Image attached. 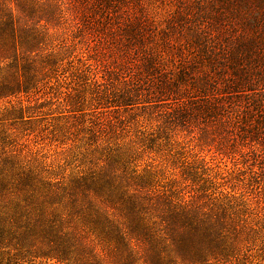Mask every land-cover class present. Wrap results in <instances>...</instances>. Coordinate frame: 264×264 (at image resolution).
<instances>
[{"label":"trees","instance_id":"16d2710c","mask_svg":"<svg viewBox=\"0 0 264 264\" xmlns=\"http://www.w3.org/2000/svg\"><path fill=\"white\" fill-rule=\"evenodd\" d=\"M249 9L233 15L242 23ZM258 15L250 35L232 36L234 49H223L225 61L211 59L216 52L207 47L208 74L194 77L180 71L176 80L154 82L111 70L106 81L124 85V93L115 95L116 88L105 86L98 97L117 107L141 100L143 106L160 107L166 122L179 125L193 118L199 142L238 137L264 144V8ZM68 16L61 0H0V264L230 261L253 241L256 219L251 215L256 213L243 194L227 191L214 167L185 146L170 153L174 143L169 139L146 138L139 130L132 138L101 118L74 132L73 124H55L52 138L67 141V135L88 133L87 139L75 137L56 163L23 154L25 144L17 146L11 125L19 123L31 134L53 114L41 113L53 104L34 96L42 90L50 89L68 113L60 111L58 117L87 113L74 94L59 99L65 64L76 83L96 76L87 67L83 78L73 65L71 58L80 48L70 39ZM77 60L84 66L82 56ZM164 140L168 156L151 158L153 150L162 151Z\"/></svg>","mask_w":264,"mask_h":264},{"label":"rangeland","instance_id":"374dc122","mask_svg":"<svg viewBox=\"0 0 264 264\" xmlns=\"http://www.w3.org/2000/svg\"><path fill=\"white\" fill-rule=\"evenodd\" d=\"M61 1L71 23L70 39L80 48L71 58L73 65L79 67L77 71H82L83 78L89 74L87 67H91L96 76L76 83L77 79L71 76V70H67L65 64V70L59 74L60 90L63 91L59 99L63 102L65 93L74 94L73 98L81 104L80 109L87 113L58 117L60 111L68 113L58 107L50 89L40 91L34 95L42 98L39 101L52 99L53 103L43 106L41 113L53 114L47 115L31 134L22 131L23 126L19 123L10 126L9 133L15 137L17 146L23 148V144L26 145L23 154L36 155L47 164L56 163L75 137L87 139L88 133L79 131L77 136L67 135V141L60 137L55 140L49 135L55 124L65 127L73 124L71 132H74L91 125L96 118H101L108 127L113 126L117 133L132 138L137 130L146 138H167L168 143H174L170 153L185 146L190 153L203 157L214 167L227 182L224 186L227 191L233 189L235 194H243L256 213L251 215L256 219L253 241L225 264H264V144L253 138L243 142L238 137L230 142L220 143L217 138L199 142L198 124L193 118L187 119L188 125H179L174 121L166 122L167 119L160 114V107L143 106L141 100L134 105L117 107L112 101L99 98L105 86L111 91H114L111 87L116 88L115 95L124 93V85H117L114 80L113 83L106 81L111 70L122 76L150 77L153 80L168 77L176 80L180 71L194 77L208 74L209 60L223 62L227 59L225 50L234 49L232 36L238 32L246 36L252 33L264 5L259 0H240L242 7H237L236 0H109L107 4L101 0ZM245 6L251 9L245 14L246 21L241 23L233 14ZM210 45L216 54L208 59L206 49ZM80 56L84 66L78 63ZM92 79L107 84L94 86L91 82L88 85ZM143 87L147 88V85ZM142 93L146 91L142 90ZM2 113L0 110V118ZM61 140L67 143L64 145ZM166 140L161 142L164 144L162 151L153 150L149 154L151 158L158 160L163 154L168 156ZM66 169L68 174L70 169Z\"/></svg>","mask_w":264,"mask_h":264}]
</instances>
